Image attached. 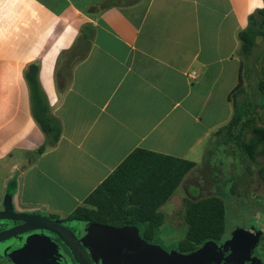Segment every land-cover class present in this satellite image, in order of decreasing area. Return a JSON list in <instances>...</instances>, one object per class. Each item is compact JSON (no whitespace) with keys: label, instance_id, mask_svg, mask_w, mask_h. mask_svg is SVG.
<instances>
[{"label":"crops","instance_id":"0c3cea01","mask_svg":"<svg viewBox=\"0 0 264 264\" xmlns=\"http://www.w3.org/2000/svg\"><path fill=\"white\" fill-rule=\"evenodd\" d=\"M105 1L0 0V210L64 220L137 149L199 166L233 118L241 67L247 84L239 34L264 0H140L89 12ZM87 24L90 54L60 88L61 54ZM36 62L63 127L42 155L25 79Z\"/></svg>","mask_w":264,"mask_h":264},{"label":"trees","instance_id":"16d2710c","mask_svg":"<svg viewBox=\"0 0 264 264\" xmlns=\"http://www.w3.org/2000/svg\"><path fill=\"white\" fill-rule=\"evenodd\" d=\"M140 0H107L99 6H93L89 12H100L114 7L127 6ZM254 20L239 34L241 60L247 61L257 47L258 39L264 40V7L254 13ZM95 27L85 25L71 50L61 54L63 65L57 75L60 88L71 79L75 67L90 54L93 46ZM264 61V52L263 57ZM239 85L233 90L234 115L231 121L214 135V145L225 147L228 154L238 160L248 159L257 163L264 156V65L261 67L256 83L257 103L247 102L240 97L246 93L242 76ZM40 63L31 64L25 70V79L29 86L32 114L46 136L43 146L37 151L42 155L59 143L63 127L51 111L49 101L39 81ZM262 123V124H261ZM210 146L205 154L209 158L215 147ZM197 164L137 149L104 181L62 223L90 221L100 225L140 229L141 237L151 243L165 224V214L161 208L173 197L186 176ZM264 179V166L260 168ZM226 201L220 197H208L199 200H186L184 221L188 226L186 237L178 244L180 253H191L207 241L221 244L228 231ZM59 219L58 217L51 216Z\"/></svg>","mask_w":264,"mask_h":264},{"label":"water","instance_id":"95a60500","mask_svg":"<svg viewBox=\"0 0 264 264\" xmlns=\"http://www.w3.org/2000/svg\"><path fill=\"white\" fill-rule=\"evenodd\" d=\"M255 16L250 17L253 21ZM0 220L23 221L24 224L0 233V243L34 230H46L57 235L76 258L78 264H246L255 263L252 251L257 247L262 231L251 225L235 230L221 244L207 241L191 253H180L177 249L166 251L160 245L147 242L135 226L113 227L85 221L83 234H76L60 219L35 213L0 211ZM9 248H7L8 250ZM0 252L14 264H59L57 245L49 237L28 236L24 246L7 253ZM87 250H89L90 255ZM229 250V253L226 251Z\"/></svg>","mask_w":264,"mask_h":264},{"label":"rangeland","instance_id":"374dc122","mask_svg":"<svg viewBox=\"0 0 264 264\" xmlns=\"http://www.w3.org/2000/svg\"><path fill=\"white\" fill-rule=\"evenodd\" d=\"M263 52L264 40L259 38L257 47L245 61L246 93L240 97V100L245 99L254 104L259 101L255 94L258 81L257 72L264 65ZM259 113L264 117V110ZM215 141L216 139L212 138L207 149L213 146ZM214 147L216 148L214 153L209 158L205 157L199 166L197 165L188 181L183 183L170 201L161 208L165 214V224L151 243L160 245L166 251L178 250V244L185 239L188 231V226L184 221L185 201L220 197L226 201L228 210L229 229L226 237L235 230L246 227L242 224L245 219L252 220L256 229L262 231L263 234L260 245L252 251V257L257 258L256 262L246 264H264V179L260 172V168L264 166V156H260L257 163H252L248 159L242 162L228 154L225 147L217 145ZM67 224L75 229H82L84 226L80 221ZM64 248L77 262L72 252L68 250L69 247ZM0 262V264H14L6 259Z\"/></svg>","mask_w":264,"mask_h":264},{"label":"flooded vegetation","instance_id":"af4514ba","mask_svg":"<svg viewBox=\"0 0 264 264\" xmlns=\"http://www.w3.org/2000/svg\"><path fill=\"white\" fill-rule=\"evenodd\" d=\"M249 220H248V218L245 219L244 220L245 222L243 221L242 224L247 226L248 225L247 222ZM23 224H24L23 221L0 220V233L4 232V231L13 230V229H15L17 227L22 226ZM251 225L254 226L253 225V221L251 222ZM66 226H68L76 234V236L78 238H81V236L83 234V230L82 229H75L74 227H71L68 224ZM255 229H256V227H255ZM32 235H40V236H43V237H49L51 239V241L54 242L57 245L58 257H56V259H57V262L59 264H78L77 262H75L74 258L65 251L64 247H67L66 244L57 235L53 234L50 231H46V230L29 231V232H26V233L19 234V235L15 236L14 239H10V240H8L6 242H2V243H0V252H3L4 250H7V248H9L7 250V253H10L12 251L21 249L24 246L25 238L28 237V236H32ZM261 241L259 242V244L257 246L260 245ZM68 250L71 252V250L69 248H68ZM87 252L90 255L89 250H87ZM227 253H229V250H228ZM3 257H5V256H3ZM5 258H6V260L12 262L8 257H5Z\"/></svg>","mask_w":264,"mask_h":264},{"label":"built area","instance_id":"2783aa9c","mask_svg":"<svg viewBox=\"0 0 264 264\" xmlns=\"http://www.w3.org/2000/svg\"><path fill=\"white\" fill-rule=\"evenodd\" d=\"M194 77H197V73L196 72H193L192 74Z\"/></svg>","mask_w":264,"mask_h":264}]
</instances>
